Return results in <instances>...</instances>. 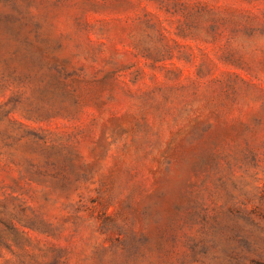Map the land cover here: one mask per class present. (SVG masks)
<instances>
[{"label":"rangeland","instance_id":"374dc122","mask_svg":"<svg viewBox=\"0 0 264 264\" xmlns=\"http://www.w3.org/2000/svg\"><path fill=\"white\" fill-rule=\"evenodd\" d=\"M0 264H264V0H0Z\"/></svg>","mask_w":264,"mask_h":264}]
</instances>
